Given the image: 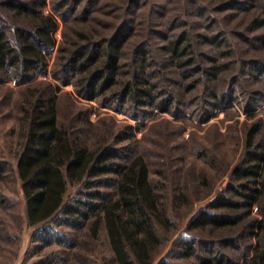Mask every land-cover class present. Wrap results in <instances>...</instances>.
Here are the masks:
<instances>
[{
  "label": "rangeland",
  "instance_id": "obj_1",
  "mask_svg": "<svg viewBox=\"0 0 264 264\" xmlns=\"http://www.w3.org/2000/svg\"><path fill=\"white\" fill-rule=\"evenodd\" d=\"M9 1L0 0V25L17 43V27L32 28L36 20L16 13ZM16 1L34 6L36 17L51 16L56 26L45 72L18 83L12 69H0V264H118L103 223L96 236L89 223L76 229L49 225L47 241L40 227L28 224L16 154L30 95L54 96L58 123L72 137L89 145L104 138L122 149V162L143 157L169 220L151 264H249L264 252V194L250 212L212 206L236 187L231 173L243 160L254 125V142L264 144V0ZM120 27L128 34L116 82L90 99L76 80L84 73H67L61 64L78 45L100 51ZM179 39L185 53L180 58L165 48ZM210 66L218 69L216 76L208 74ZM146 82L153 84L154 105L146 96L144 103L132 97ZM222 94L230 102L212 106ZM169 98L161 111L157 102ZM248 102L253 110L246 111ZM78 189L69 185L65 200L79 196ZM99 189L110 195L115 190ZM200 210L228 213L237 221L191 227Z\"/></svg>",
  "mask_w": 264,
  "mask_h": 264
},
{
  "label": "trees",
  "instance_id": "obj_2",
  "mask_svg": "<svg viewBox=\"0 0 264 264\" xmlns=\"http://www.w3.org/2000/svg\"><path fill=\"white\" fill-rule=\"evenodd\" d=\"M8 5L16 13L34 16L36 21L29 29L17 27V43L10 41L0 25V69H12L18 83L28 82L37 73L45 72L47 54L54 44L52 31L56 24L51 16L36 17L35 7L28 3L11 0ZM116 33L100 51H88V45H78L61 64L67 73H84L76 80L79 81L80 92L90 99L116 82L120 49L128 34L124 27ZM182 42L176 40L165 48L170 49L171 56L180 58L185 54L184 48L179 47ZM254 70L262 72V67L254 66ZM207 71L210 76L218 74L215 66H210ZM146 85V88L133 90L132 97L136 102L144 103L142 98L146 96L148 99L145 102L154 105L153 84ZM218 97L212 106L231 100L228 94ZM170 100L157 102V107L166 111ZM25 102L23 110L27 129L16 154V173L21 182L28 224L40 227L42 238L47 241L45 233L49 234V225L76 229L89 223L96 236L103 223L118 264H151L162 240L160 231L169 228V220L163 196L158 192L157 185L150 181L143 157L136 155L122 162L118 160L122 149L104 138L89 145L72 137L58 123L54 96L41 98L30 95ZM245 109L253 110L252 102H248ZM208 116L205 114V118ZM257 132L256 125L247 132L243 160L231 173L238 181L236 187L229 189L231 196L218 197L213 207L250 212L260 203L264 194V144L254 142ZM3 173V163L0 162V179ZM69 185L79 187V196L66 201ZM105 186L114 187V193L110 195L99 189ZM177 199L180 197L174 198L175 201ZM236 221V217L228 213L200 210L189 224L191 227H223ZM262 226L263 222L259 228ZM185 253L188 256L192 254L191 248L187 246ZM249 264H264V252L256 253Z\"/></svg>",
  "mask_w": 264,
  "mask_h": 264
}]
</instances>
